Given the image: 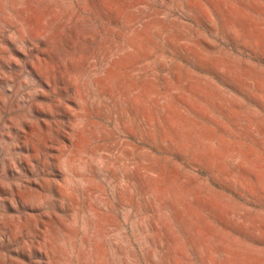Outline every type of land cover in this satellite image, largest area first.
Listing matches in <instances>:
<instances>
[{
    "label": "rangeland",
    "instance_id": "374dc122",
    "mask_svg": "<svg viewBox=\"0 0 264 264\" xmlns=\"http://www.w3.org/2000/svg\"><path fill=\"white\" fill-rule=\"evenodd\" d=\"M0 264H264V0H0Z\"/></svg>",
    "mask_w": 264,
    "mask_h": 264
}]
</instances>
